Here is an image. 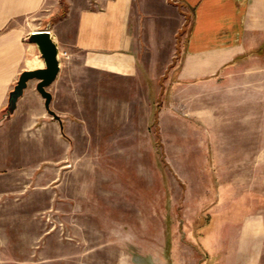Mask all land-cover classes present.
I'll list each match as a JSON object with an SVG mask.
<instances>
[{"label": "rangeland", "instance_id": "374dc122", "mask_svg": "<svg viewBox=\"0 0 264 264\" xmlns=\"http://www.w3.org/2000/svg\"><path fill=\"white\" fill-rule=\"evenodd\" d=\"M64 73L0 110V264H232L241 219L264 260V72Z\"/></svg>", "mask_w": 264, "mask_h": 264}, {"label": "crops", "instance_id": "0c3cea01", "mask_svg": "<svg viewBox=\"0 0 264 264\" xmlns=\"http://www.w3.org/2000/svg\"><path fill=\"white\" fill-rule=\"evenodd\" d=\"M44 17L57 51L69 54L51 93L71 65L153 82L168 73L192 80L237 61L264 72V0H0V110L21 71L44 67L27 39ZM27 83L16 108L24 97L41 100L35 79ZM239 223L228 245L239 254L232 264H264L257 245L242 242L248 229Z\"/></svg>", "mask_w": 264, "mask_h": 264}, {"label": "water", "instance_id": "95a60500", "mask_svg": "<svg viewBox=\"0 0 264 264\" xmlns=\"http://www.w3.org/2000/svg\"><path fill=\"white\" fill-rule=\"evenodd\" d=\"M40 31L42 33L32 31L27 36V39L35 43L45 67L31 71H24L19 76L14 90L9 94V108L13 106L15 99L21 93L22 88L26 85V81L29 79H37L35 88L42 96H44L45 101L50 97L49 93L44 88L54 79L58 70V63L55 57L57 49L51 39L50 32L46 29H41Z\"/></svg>", "mask_w": 264, "mask_h": 264}, {"label": "bare ground", "instance_id": "6f19581e", "mask_svg": "<svg viewBox=\"0 0 264 264\" xmlns=\"http://www.w3.org/2000/svg\"><path fill=\"white\" fill-rule=\"evenodd\" d=\"M34 32H37V33H42L40 30H39V31H34Z\"/></svg>", "mask_w": 264, "mask_h": 264}, {"label": "built area", "instance_id": "2783aa9c", "mask_svg": "<svg viewBox=\"0 0 264 264\" xmlns=\"http://www.w3.org/2000/svg\"><path fill=\"white\" fill-rule=\"evenodd\" d=\"M46 30H48V29H46ZM49 31V30H48Z\"/></svg>", "mask_w": 264, "mask_h": 264}]
</instances>
